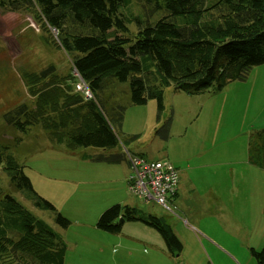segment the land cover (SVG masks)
Masks as SVG:
<instances>
[{
    "label": "rangeland",
    "instance_id": "rangeland-1",
    "mask_svg": "<svg viewBox=\"0 0 264 264\" xmlns=\"http://www.w3.org/2000/svg\"><path fill=\"white\" fill-rule=\"evenodd\" d=\"M45 35L27 12L0 9V144L10 147L38 194L71 223L59 227L50 211L24 199L1 165L0 196H15L62 234L64 264H259L252 249L264 247V168L251 164L248 154L250 136L264 128V64L218 93L189 94L168 86L161 114L154 99L132 105L128 83L108 87L106 98L127 105L119 134L124 149L168 160L179 172V194L163 206L129 191L126 163L85 159L100 150L71 151L53 145L40 125L22 134L4 122L3 114L16 105L33 107L24 71L52 64L59 75L75 80L69 56ZM171 112L165 139L157 129ZM117 203L163 217L182 242L181 252L172 255L162 236L142 222L125 221L118 233L99 229V216Z\"/></svg>",
    "mask_w": 264,
    "mask_h": 264
},
{
    "label": "trees",
    "instance_id": "trees-1",
    "mask_svg": "<svg viewBox=\"0 0 264 264\" xmlns=\"http://www.w3.org/2000/svg\"><path fill=\"white\" fill-rule=\"evenodd\" d=\"M0 9L30 14L48 43L69 56L72 71L92 94L84 97L71 77L59 75L52 64L39 72L24 71L33 107L16 105L3 114L4 122L22 134L40 125L53 145L71 151L99 149L82 156L93 161L127 162L128 151L119 140L127 105L105 97L113 83H128L132 105L156 100L161 114L168 86L189 94L218 93L264 64V0H0ZM172 121L171 112L157 129L165 139ZM248 156L251 164L264 168V128L250 136ZM0 165L24 199L50 211L59 227H69L70 220L34 189L8 145L0 144ZM125 221L146 224L172 255L181 252L182 242L165 219L135 206H110L97 227L118 233ZM66 250L56 228L15 196H0V264H64ZM252 253L264 264V247Z\"/></svg>",
    "mask_w": 264,
    "mask_h": 264
},
{
    "label": "built area",
    "instance_id": "built-area-1",
    "mask_svg": "<svg viewBox=\"0 0 264 264\" xmlns=\"http://www.w3.org/2000/svg\"><path fill=\"white\" fill-rule=\"evenodd\" d=\"M75 80L71 81L75 90L82 92L86 98L92 94L80 75L74 71ZM129 169L128 189L144 202L154 201L167 205L168 199L177 192L179 172L168 160H149L138 154L127 152Z\"/></svg>",
    "mask_w": 264,
    "mask_h": 264
},
{
    "label": "crops",
    "instance_id": "crops-1",
    "mask_svg": "<svg viewBox=\"0 0 264 264\" xmlns=\"http://www.w3.org/2000/svg\"><path fill=\"white\" fill-rule=\"evenodd\" d=\"M178 194H179V187H178V189H177V192H176V194H175L174 196H172V197L170 198V200L173 202V198H174V197H177V196H178Z\"/></svg>",
    "mask_w": 264,
    "mask_h": 264
},
{
    "label": "clouds",
    "instance_id": "clouds-1",
    "mask_svg": "<svg viewBox=\"0 0 264 264\" xmlns=\"http://www.w3.org/2000/svg\"><path fill=\"white\" fill-rule=\"evenodd\" d=\"M74 71H76L75 69H73V71L72 72H74ZM77 72V71H76ZM78 73V72H77ZM83 80V79H82ZM72 84V83H71ZM86 84V83H85ZM128 152H130V153H132L131 151H128ZM133 154H138V153H133ZM157 160V159H156ZM126 164H127V162H126ZM127 167H128V164H127ZM178 189V188H177Z\"/></svg>",
    "mask_w": 264,
    "mask_h": 264
},
{
    "label": "water",
    "instance_id": "water-1",
    "mask_svg": "<svg viewBox=\"0 0 264 264\" xmlns=\"http://www.w3.org/2000/svg\"><path fill=\"white\" fill-rule=\"evenodd\" d=\"M121 221H123V218H120Z\"/></svg>",
    "mask_w": 264,
    "mask_h": 264
}]
</instances>
